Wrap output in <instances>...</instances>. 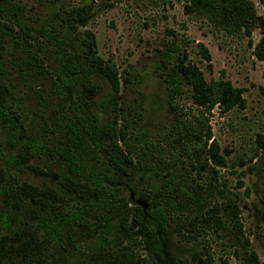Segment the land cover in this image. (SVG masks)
<instances>
[{"label": "rangeland", "instance_id": "374dc122", "mask_svg": "<svg viewBox=\"0 0 264 264\" xmlns=\"http://www.w3.org/2000/svg\"><path fill=\"white\" fill-rule=\"evenodd\" d=\"M253 1L257 17L251 33L228 36L202 19L192 21L183 12L182 0H0L3 10L0 13V82L15 96L12 109L25 126L27 137L42 142L41 152L28 163L44 171L70 173L67 163L55 153L63 143L65 131L61 123H56V117L65 113L72 119L73 115L65 107L59 108L51 92L50 81L56 80L53 73L57 69L53 51L58 45L55 40H41L38 32L45 22L56 25L57 37L64 41V48L76 53L82 50L83 30H90L97 54L111 59L118 71L127 72L128 83L120 82L116 102L125 115V120L118 121L126 130L119 147L131 160L124 163L127 174H119L115 183H109L105 179L110 174L108 147L92 146L88 129L76 119L77 126L92 146L84 154L83 162L87 167L84 175L89 170L101 175L109 190L127 200V207L103 210L101 204L105 196L67 199L57 208L60 212L70 208L73 202L82 205L81 209L75 219L61 222L52 236L44 233L38 217L30 218L20 213L17 220V213L8 212V225L0 226V236L19 230L25 235L33 232L42 248L30 261L5 251L0 264H96L94 254L98 255V264H135L137 258L144 260L142 264H202L201 259L207 255L210 264H251V253L259 262H264V148L257 147L255 142L256 135H264V60L253 54L260 37H264L258 27L264 22V2ZM82 5L90 6L84 26L67 16V12ZM12 13L18 24L13 22ZM27 33L37 35V40L27 39ZM198 43L207 49L209 62L201 57ZM173 44L196 63L206 81L223 75L232 85L244 89L245 99L244 108L233 107L221 112L213 107L210 111L212 137L224 156L225 165L215 167V180L208 173L210 163L204 153L199 163L190 167L203 205L199 209L191 206L179 210L185 219L184 233L194 235L189 240H180L170 223L165 227L160 224L155 208L140 203L139 189L151 191L159 181L154 176L155 164L149 159H140L131 151L144 140H155L169 130L173 113L168 101L178 107L188 105L187 87L180 84L181 94H174L173 84L157 68L163 52ZM34 54L42 58L48 74H37L24 64ZM90 80L98 89L92 97V105L85 109L86 114L96 115L102 121L111 116V105L107 101L111 88L100 76H92ZM79 91L76 87L68 102L76 100ZM74 103L75 112L79 113L82 104ZM6 136V128L0 121V167L3 168H7L6 157L15 153V149L7 145ZM89 151L95 152L98 158L90 160ZM9 171L19 180L36 186H53L49 179L24 165H19L17 170L9 168ZM178 173L177 168L175 174ZM239 180L242 187L238 186ZM229 201L235 202L240 209L237 219L240 227L235 226L231 209L209 211L212 206ZM4 210L0 199V215ZM133 217L138 219V225L128 238L122 236V239L135 243L134 253L125 260L113 252L120 247L113 240V232H105L103 227L106 220L116 227L120 218L128 225ZM145 226L154 228L157 233L158 248L154 252L148 235L143 232ZM101 237L108 242L99 249ZM19 243L6 239L2 249L14 248Z\"/></svg>", "mask_w": 264, "mask_h": 264}, {"label": "trees", "instance_id": "16d2710c", "mask_svg": "<svg viewBox=\"0 0 264 264\" xmlns=\"http://www.w3.org/2000/svg\"><path fill=\"white\" fill-rule=\"evenodd\" d=\"M259 1L264 2V0ZM182 2L183 12L192 21L202 19L228 36L249 35L257 17L253 0H182ZM89 9L90 6L82 5L67 12V16L70 20L84 26V18ZM2 12L0 7V13ZM12 16L13 22L18 24L16 15L12 13ZM258 27L264 34V22ZM38 34L41 40L45 42L55 40L58 45L53 51L57 69L53 73L56 80L50 81L51 92L55 95L59 108L65 107L73 115L72 119L65 113H60L56 117V123H61L65 130L63 143L58 149H60L59 154L63 161L67 163L69 172L76 176L51 169L44 171L28 163L41 152L42 142L40 139L26 137V128L20 121L18 113L12 109L15 96L3 82H0V121L6 128V142L17 147L16 153L5 159L7 168L0 167V193L7 206L18 209L24 207V199L28 198L31 204L29 207L30 214L34 213L35 207H41L43 212L47 214L45 216L47 229L52 230L55 226L54 222L59 219L58 213L53 209L57 204H62L69 198L105 196L106 199L101 204L103 210L126 206L127 201L124 198L116 197L112 191L108 190L101 175L92 170L84 175L87 167L83 158L92 146L105 145L111 153L108 167L110 174L106 175L105 179L109 183H115L117 174H127L124 163H130L131 160L119 147V142L125 139L126 130L120 127L118 123L119 120H125V115L123 108L116 102V95L119 92L120 82L126 84L128 78L126 77L127 72L118 71L111 59H103L97 54L94 35L88 29L83 30L81 53L64 48V41L57 37L59 29L53 23H43ZM26 37L30 40H37L35 34L27 33ZM25 43L31 44L28 41ZM197 45L200 48L201 57L209 62L207 49L200 43ZM253 52L257 59L264 60V37H260ZM24 64L28 68L34 69L37 74L49 73L43 67L42 58L36 54L27 58ZM157 68L173 84L174 94H181L180 84L187 87L188 91L185 96L188 105L178 107L168 101V107L173 113V123L169 130L157 136L155 140H144L133 147L131 151L137 153L140 159L151 160L156 166L154 176L158 179L159 184L155 185L151 192L141 190L140 196L150 207L156 208V216L162 226L170 223L172 230L180 240H189L194 235L184 233L185 219L179 210L191 206L199 209L203 205L198 184L194 181L190 167L192 168L196 163H199L200 156L204 153L206 160L210 163L207 167L208 173H211L212 179L215 180L217 172L215 167L225 165L224 156L219 153L218 145L212 137L209 124L210 111L213 107H217L221 112L228 111L233 107L244 108V89L232 85L223 75L215 80L206 81L200 68L188 58L185 52L179 51L177 44L170 45L163 52V59ZM0 74H2L1 63ZM96 75L105 79L111 88V94L107 99L111 105V116L102 121L96 115L87 116L85 110L92 105V97L98 89V86L90 80L92 76ZM76 87L80 89L77 93V99L68 102L69 95ZM75 101L82 104L79 113L75 112ZM76 119L81 120L85 130L88 129L92 146L89 145L81 129L77 126ZM23 140L27 141L23 142ZM255 142L257 147L264 148V135H256ZM89 153L90 160L98 158L95 152L89 151ZM185 164H189V167H186ZM19 165H26L33 173L46 177L53 186L43 184L39 187L32 183L20 182L9 172V168L18 169ZM60 166H62L61 163ZM177 168L179 169L178 175L175 174ZM238 186H243L241 180L238 181ZM81 206L78 202H74L70 208L62 212V215L66 216L68 220L75 218L78 216ZM222 208L231 209L235 226L240 227L239 222H237L240 213L238 205L229 201L226 204L214 205L209 211L214 213ZM3 222L5 223L4 218ZM137 224L138 219H133L131 226ZM130 229L131 227L126 225L124 218H120L114 228L109 220L105 221V232H113V240L116 246L120 247L113 252L125 260L131 258L134 253L135 243L130 239H127V242L122 239V236L128 238ZM146 232L150 238L152 251H156L158 240L155 231L147 228ZM17 237L19 234L15 238ZM6 239L7 236L5 235L0 238V249L4 246ZM99 242V249H102V245L108 241L100 239ZM37 247L36 242L30 236L21 242L16 251L23 258L28 259ZM251 256V264H264V262H259L253 253ZM93 258L94 262L98 264V255L94 254ZM136 260L135 264L144 263L143 259L137 258ZM201 260L202 264H210L209 255Z\"/></svg>", "mask_w": 264, "mask_h": 264}, {"label": "flooded vegetation", "instance_id": "af4514ba", "mask_svg": "<svg viewBox=\"0 0 264 264\" xmlns=\"http://www.w3.org/2000/svg\"><path fill=\"white\" fill-rule=\"evenodd\" d=\"M26 137H27V135H26ZM27 140H23V142H26ZM7 143V142H6ZM7 145L9 146V147H11V148H13V149H15V153H16V151H17V147H13V146H11V145H9L8 143H7ZM91 145H92V143H91ZM59 147H61V146H59ZM59 147H57V149H56V151H55V153L56 154H58L59 156H61L59 153V150L60 149H58ZM14 153V154H15ZM14 154H11V155H9L8 157H10V156H13ZM7 158V157H6ZM29 162V161H28ZM61 163V162H60ZM60 163H59V165H60ZM28 164V163H27ZM62 164V163H61ZM24 166H26V165H24ZM27 168H28V166H26ZM108 167H109V159H108ZM12 168V167H11ZM12 169H14V168H12ZM15 170H17V168L15 169ZM155 170H156V166H155ZM10 172V171H9ZM10 174H12L16 179H18L17 178V176H16V174L14 173V172H10ZM70 175H73V176H76L74 173H69ZM40 175V174H39ZM117 175H119V174H117ZM117 175L115 176V177H117ZM122 175H126V174H122ZM42 176V175H41ZM116 179V178H115ZM19 180V179H18ZM20 182H25V181H22V180H19ZM25 183H28V182H25ZM159 184V183H158ZM157 185V184H156ZM155 186V185H154ZM154 186H153V188H154ZM109 190V189H108ZM147 191V192H151V191H153V190H146V189H142V187L139 189V192H138V196H139V199H140V201L141 202H144V200H143V198L140 196V191ZM109 191H111V190H109ZM113 192V191H112ZM114 193V192H113ZM116 196V195H115ZM117 197V196H116ZM121 198H123V197H121ZM0 199H1V201H2V203H3V206H4V211H2V214L0 215V226L1 227H6L7 225H8V220H7V213L8 212H11V213H17V217L15 218V219H20V213H22V214H26V215H28L30 218H39L40 220H41V222H42V225H43V231H44V233L46 234V235H49V236H52V235H55L56 233H57V227H58V225L61 223V222H63V221H65V222H69L70 220H72V219H75V218H71V219H66V216H63L62 215V212H60L57 208L59 207V206H61V204H57L56 205V207L53 209V211H56L58 214V216H59V219H58V221H56V222H54L55 223V226H54V229H52V230H48L47 229V226H46V223H45V216L47 215V214H45L44 212H43V209L41 208V207H39V206H37V207H35L34 208V213L33 214H30V212H29V207H30V202H29V199L28 198H25L24 199V207H22V208H20V209H18V208H14L13 206H7L6 204H5V202L3 201V198H2V195H1V193H0ZM70 199V198H69ZM125 199V198H124ZM126 200V199H125ZM66 201V200H65ZM127 201V200H126ZM65 203V202H64ZM74 203V202H73ZM73 203H72V205H73ZM145 203V205H147L148 207H150L146 202H144ZM63 204V203H62ZM127 204H128V202H127ZM127 204H126V206L125 207H123V208H126L127 207ZM71 205V206H72ZM138 210H141V207L140 206H137L136 207ZM150 208H155V207H150ZM156 209V208H155ZM3 218H4V221H5V223L3 222ZM136 217H133L132 219H131V223L130 224H128L127 226H130L131 227V229H130V231L134 228V227H136L137 225H133V226H131L132 225V223H133V219H135ZM110 222V221H109ZM139 222V221H138ZM4 223V224H3ZM166 226V225H165ZM165 226H163V227H165ZM147 228H150V229H153L154 231H155V229L154 228H152V227H150V226H145L144 227V229H143V232H144V234L146 235L147 234V232H146V229ZM103 230L105 231V225H104V227H103ZM155 233H156V231H155ZM19 234V237H17V238H15L17 235ZM4 235H1L0 236V238H2ZM5 236H7V242H17V241H20V243H19V245L18 246H16V247H14V248H12V247H8L7 249H0V257L5 253V251L6 252H13V253H15L16 255H18L23 261H30L32 258H33V256H34V254H36L37 252H39L40 250H41V248H42V246H41V243L39 242V241H37V239H36V236H35V234L33 233V232H31V233H27L26 235H25V232L23 231V230H19V231H16V232H14L12 235H5ZM32 237L33 238V241H35L36 242V244H37V248H35V250L31 253V256H30V258H28V259H25V258H23L17 251H16V248H18L20 245H21V242L24 240V239H27V238H29V237ZM156 236H157V233H156ZM149 237V236H148ZM101 239L103 240V239H105L106 241H108L105 237H101ZM149 240H150V238H149ZM157 240H158V237H157ZM151 243V242H150ZM78 246V245H77ZM152 252H154V251H152Z\"/></svg>", "mask_w": 264, "mask_h": 264}, {"label": "water", "instance_id": "95a60500", "mask_svg": "<svg viewBox=\"0 0 264 264\" xmlns=\"http://www.w3.org/2000/svg\"><path fill=\"white\" fill-rule=\"evenodd\" d=\"M140 203H144V202H141V201H140ZM144 204H145V203H144Z\"/></svg>", "mask_w": 264, "mask_h": 264}]
</instances>
